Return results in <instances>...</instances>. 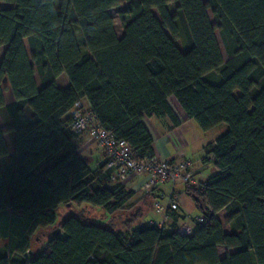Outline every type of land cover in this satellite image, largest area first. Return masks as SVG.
Returning <instances> with one entry per match:
<instances>
[{
  "label": "trees",
  "instance_id": "16d2710c",
  "mask_svg": "<svg viewBox=\"0 0 264 264\" xmlns=\"http://www.w3.org/2000/svg\"><path fill=\"white\" fill-rule=\"evenodd\" d=\"M0 2L13 5L0 10V264H264V0ZM62 74L65 89L56 85ZM4 78L14 97L8 105ZM169 98L202 132L225 126L205 150L214 174L183 185L203 223L194 219L192 233L180 235L177 216L167 227L146 224L141 209L130 207L117 230L80 211L56 225L60 205L113 215L132 197L102 163L91 167L76 154L75 102L83 100L136 160H149L152 139L142 120L168 117L177 125ZM54 226L60 233L34 251L37 231ZM220 246L233 252L220 258Z\"/></svg>",
  "mask_w": 264,
  "mask_h": 264
},
{
  "label": "crops",
  "instance_id": "0c3cea01",
  "mask_svg": "<svg viewBox=\"0 0 264 264\" xmlns=\"http://www.w3.org/2000/svg\"><path fill=\"white\" fill-rule=\"evenodd\" d=\"M4 49L5 47H2L0 51V62L2 60ZM37 84L38 89H40V83L38 81ZM56 85L60 89L67 88L69 83L66 76L63 74L58 76L56 79ZM2 87L5 104L8 105L13 103L14 97L5 78L2 80ZM168 103L178 120L177 125H173L168 117L153 116L150 118H143L142 120L144 127L152 139L153 159L158 161L187 160L190 162V169L195 183L197 185L202 184L214 174L212 163L203 161L205 150L207 147L214 145L216 139L225 130V126L219 125L207 132H202L193 120L187 118L186 114L174 98H169ZM70 114L71 111L67 115L69 116ZM24 115L26 117H31V110L26 107L24 109ZM0 129H5V123L1 115ZM3 138L8 152L10 154L13 153L12 136L9 133H6L3 135ZM74 144L75 152L79 157L87 159L90 163H94V166L96 165V167L102 163L101 150L98 147H95L93 142L88 141L86 135L76 137L74 139ZM100 175H102L101 171L97 173L96 179H98L102 185L106 184L107 181L103 178V175L102 177ZM124 186L126 192L132 193V197L125 204L126 208L133 207L135 209H141L142 217L150 211L147 216L146 224H164L165 227H167L173 223V216H177L176 222H178V224H193L195 218L191 217V215L197 210V208L193 200L183 192V185H172L167 182L158 184L149 191H145L142 188L141 178H138L131 182H127ZM169 199H171L172 203L177 205V210L174 212L168 210ZM155 201H158L165 209L164 212H160L161 214L157 213L158 211L156 212L154 208ZM222 212L224 211H220L216 215L221 222L222 219L220 218V215L223 216L224 214L225 216V213ZM154 214H159V218L157 219ZM224 232L227 234L229 229H224ZM1 247L2 244L0 243V248ZM41 249H43V247L38 251H41ZM217 250L220 258L224 257L228 252H233V250H228L222 246L218 247Z\"/></svg>",
  "mask_w": 264,
  "mask_h": 264
},
{
  "label": "built area",
  "instance_id": "2783aa9c",
  "mask_svg": "<svg viewBox=\"0 0 264 264\" xmlns=\"http://www.w3.org/2000/svg\"><path fill=\"white\" fill-rule=\"evenodd\" d=\"M69 130L75 136L86 135L88 141L97 144L102 153L104 170L110 171L109 177L112 182L126 185L127 182L141 178L142 188L145 191L167 182L172 185L197 186L191 173L190 162L187 160H136L130 147L123 140L114 139L110 133L100 127L83 100L76 101L73 106ZM204 160L212 163L214 156L205 151ZM154 208L158 212L165 210L158 201L154 202ZM168 208L177 210V205L169 199ZM196 220L198 223H203L204 216L200 215ZM192 229L193 225L184 223L178 227L177 232L180 235H190Z\"/></svg>",
  "mask_w": 264,
  "mask_h": 264
},
{
  "label": "rangeland",
  "instance_id": "374dc122",
  "mask_svg": "<svg viewBox=\"0 0 264 264\" xmlns=\"http://www.w3.org/2000/svg\"><path fill=\"white\" fill-rule=\"evenodd\" d=\"M203 1L205 2L206 0H203ZM12 6L13 5H11V4L0 2V10L6 9V8H9ZM109 14L113 18L114 30H115L116 35L118 37H121L123 35V30H122L120 22L116 16L115 10L114 9L109 10ZM207 14H208L210 21L213 22L210 11H208ZM215 36H216V39L218 41L222 57L225 61L226 55L224 53L219 34L217 32H215ZM212 78H213L212 80H214V79L218 80L219 76L217 73H214V74H212ZM215 131H217V130H215ZM94 144H95V147H98L96 143H94ZM94 161H95V159H94ZM90 166L93 167L94 163H90ZM131 208H133V207H131ZM131 208L130 207H129V209L127 208V210L122 211V213H116L113 215H108V214H105V212H103L101 209H99L97 207H92V206L87 205V204H83L81 206H75L73 204L72 205H60L57 209V212H56V225L58 223L62 222L65 218H67L72 212L80 211V213L90 222L96 223L99 225L110 226L111 228L117 230V229L122 228V225H121L122 220L126 219L127 217H129L133 214V209L131 210ZM149 213H150V211H148V213L144 217L141 218L142 222H144V223L147 222L146 220H147V216ZM157 213H160V212H157ZM222 213H224V212H222ZM154 216L158 219L160 215L154 214ZM198 216H200V211L197 209L196 211H194V213L191 215V217L196 219ZM220 218L222 219L224 229L225 230L228 229V226L224 223V220H225L224 214H223V216L220 215ZM56 227L57 226L37 231V233L35 234V237H34V239H35L34 246H33L34 251L37 252L38 250H40V248H42L46 245L47 238L55 232Z\"/></svg>",
  "mask_w": 264,
  "mask_h": 264
},
{
  "label": "water",
  "instance_id": "95a60500",
  "mask_svg": "<svg viewBox=\"0 0 264 264\" xmlns=\"http://www.w3.org/2000/svg\"><path fill=\"white\" fill-rule=\"evenodd\" d=\"M60 233V229H56L55 232L53 233V235H58Z\"/></svg>",
  "mask_w": 264,
  "mask_h": 264
}]
</instances>
